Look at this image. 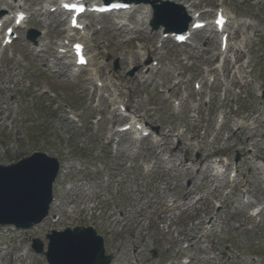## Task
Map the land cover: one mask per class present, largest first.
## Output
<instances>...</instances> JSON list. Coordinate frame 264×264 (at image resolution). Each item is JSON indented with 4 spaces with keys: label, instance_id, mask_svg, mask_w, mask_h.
I'll list each match as a JSON object with an SVG mask.
<instances>
[{
    "label": "rangeland",
    "instance_id": "1",
    "mask_svg": "<svg viewBox=\"0 0 264 264\" xmlns=\"http://www.w3.org/2000/svg\"><path fill=\"white\" fill-rule=\"evenodd\" d=\"M188 1L199 2L195 6L199 10L207 9L205 16L218 2ZM26 6L31 12L40 8L36 2ZM225 6L232 17L227 59L234 62L235 52L241 54L233 67L225 64L226 73L216 76L214 86L207 82V74L213 69L218 40L207 31L196 33L185 46L166 41L156 80L146 82V57L138 52L155 47L162 29L151 31L143 25L133 29L136 34L119 32L117 22L122 18L134 27L137 13L133 12L87 17L90 68L104 76L103 88H95V82L82 74L74 78L68 60L55 57V44L64 37L60 15H34L20 39L0 52L4 112L0 165L35 151L62 164L48 218L26 231L0 226V264H46L43 256L31 250L32 238L40 239L45 249V234L50 230L88 226L102 237L112 264H174L184 252L190 264H264V212L261 223L252 229L247 228L251 221L246 214L264 201V0H225ZM46 27L35 45L26 39L27 30L42 32ZM136 55L139 60L131 64ZM149 55L155 60L154 54ZM182 55L189 59L182 60ZM132 70L136 72L130 75ZM3 78H9L6 84H1ZM201 79V93L194 92L193 83ZM118 83L123 94L119 98L130 102L129 115L142 119L141 124L150 130L151 135L139 143L130 134L114 137L117 128L129 122L128 117L118 116L117 105L111 101ZM175 83L172 95L182 101L178 110L172 107V98L164 100L162 93ZM187 94L190 98L183 101L182 95ZM206 97L211 98L208 105L202 103ZM193 104H200L198 113L192 112ZM222 112L226 114L223 125L230 128L217 134L210 126ZM70 113L80 120H70ZM199 120V128L205 131L196 127ZM240 121L245 128L238 130ZM236 151L243 157L230 192L227 175L232 168L227 166L217 176L205 160L216 155L231 165ZM189 190L195 198L187 206L157 220L164 204L174 199L186 202ZM213 215L218 217L210 227ZM201 219L206 225L198 230ZM178 231L187 240L195 234L199 238L178 250L177 244L183 243L176 241Z\"/></svg>",
    "mask_w": 264,
    "mask_h": 264
},
{
    "label": "water",
    "instance_id": "2",
    "mask_svg": "<svg viewBox=\"0 0 264 264\" xmlns=\"http://www.w3.org/2000/svg\"><path fill=\"white\" fill-rule=\"evenodd\" d=\"M58 170V161L44 153L0 166V225L29 229L39 224L48 215ZM47 238L49 251L45 256L49 264L110 263L111 257L104 255L102 239L90 227L52 232ZM33 247L37 253L42 252L40 241L34 240Z\"/></svg>",
    "mask_w": 264,
    "mask_h": 264
},
{
    "label": "bare ground",
    "instance_id": "3",
    "mask_svg": "<svg viewBox=\"0 0 264 264\" xmlns=\"http://www.w3.org/2000/svg\"><path fill=\"white\" fill-rule=\"evenodd\" d=\"M24 1L25 0H0V6L2 7V9H6V10H11V9H13V8H15V9H18V10H22V7L24 6ZM183 6H184V8H185V11H186V13L191 17V12H190V8H193V5L194 4H192V3H189V2H187V0H184V2H182L181 3ZM50 6H54V5H52V4H50ZM131 9H134L136 12H140L139 13V15H140V17L138 18V21H136V25L138 26V27H142L143 25H145V24H147L148 23V21H149V19H150V15H151V12H150V7L148 6V5H138V6H133V7H131ZM17 10V11H18ZM16 11V12H17ZM195 14V13H194ZM6 17V16H5ZM5 17H3V18H5ZM2 18V19H3ZM190 25H192L191 23H190ZM123 27H125V26H123ZM88 26H86V30L84 31V33H83V35H81L80 33L79 34H75V32L74 31H72V30H70L69 29V27H68V29H66L65 30V34H66V36L64 37V39L62 40V45H60V46H58L57 47V49H67V47L66 46H64V41L65 40H73L72 42H75L76 40H74V37H79V39L81 40V41H86L87 40V38L89 37V36H87L88 35ZM127 29V27H125V30ZM212 30V29H211ZM121 32H123L122 30H120ZM210 31V30H209ZM213 31V30H212ZM211 31V32H212ZM214 32V31H213ZM90 48V45H87V48ZM240 52L238 51L237 53H236V55H237V58H239V56H240ZM65 56L70 60V62H72L71 63V65H72V67L73 68H75L76 70H78L79 68H76L75 67V65H74V63H73V61H71V56H70V53H69V51L68 50H66V53H65ZM216 57V55H214L213 56V58H215ZM74 60V59H73ZM136 61H138V57H134L133 59H131L130 60V63L131 64H135L136 63ZM146 71H147V75L149 76V77H151L152 76V74L155 72V69H152L151 67H148V66H146ZM87 80H92L93 78V75H92V73L90 72V71H88L87 70ZM2 76V74H1V72H0V77ZM3 82H1V84H6L7 83V81L9 80V78L7 79V80H5L4 78H3ZM99 81V80H98ZM232 82H234V81H232ZM231 82V83H232ZM235 84H238L239 85V83H235ZM120 85V84H119ZM121 86V85H120ZM240 86V85H239ZM122 87V86H121ZM119 90V92H120V89H118ZM130 99V98H129ZM129 102V100L127 101V103ZM130 103V102H129ZM120 105H122V104H120ZM123 106V105H122ZM3 109H2V106L0 105V124H1V122L4 120V117H3ZM136 124H140V123H136ZM238 124H240V122L238 123ZM244 126V125H243ZM239 128H240V126H238ZM198 128V127H197ZM230 128V126L229 125H222V126H220L219 128H218V130H217V132H219V131H226V130H228ZM222 129V130H221ZM199 130H205V128H200ZM144 131H146V130H144ZM197 137V135L196 136H194V138H196ZM177 140H178V138H176ZM200 148V147H199ZM207 160H208V162H209V164H212L213 165V167H212V170H214L215 171V168L216 167H220L219 165H220V163H223L224 164V159H220V160H217V159H215L214 157H210V156H207V158H206ZM213 159H215V160H213ZM208 164V163H207ZM215 165V166H214ZM210 166V165H209ZM223 167V166H222ZM234 182V181H233ZM195 194L191 191V190H189V191H187V193L185 194V200H186V202H181L182 200H179V199H177V201L176 200H174L173 202H172V205L171 206H169V205H167V204H164L163 206H162V209H161V212H160V214H158V217H157V220H164V219H167V216H168V214L171 212V211H173V210H177V209H180L181 207H185V206H187V202L188 201H192L195 197ZM198 200H200V199H198ZM198 200H196L195 201V203L198 201ZM219 203V206L221 207V204H222V202H218ZM260 204H263V203H260ZM259 212H260V208H258L257 209ZM249 217H252V216H249ZM111 218V217H110ZM214 218V217H213ZM215 218H216V216H215ZM205 223L206 222H204L202 219L201 220H199V223L198 224H200L201 226H202V228L201 229H198V230H202L203 228H204V226H205ZM170 226L169 225H167V227L166 228H169ZM184 233L182 232V231H178L177 233H176V241L178 242V240L180 239L183 243H187V242H193L194 240H196V239H198L199 237H198V235L197 234H195V235H192V237H190V238H188V240L186 239V238H184V235H183ZM179 237H181V238H179ZM177 247H178V250L179 249H181L182 247H181V245H180V243H178L177 244ZM186 257H187V259L189 258V255H186ZM181 264V263H180Z\"/></svg>",
    "mask_w": 264,
    "mask_h": 264
},
{
    "label": "snow or ice",
    "instance_id": "4",
    "mask_svg": "<svg viewBox=\"0 0 264 264\" xmlns=\"http://www.w3.org/2000/svg\"><path fill=\"white\" fill-rule=\"evenodd\" d=\"M65 7H70V6L65 5ZM72 7H75V6H72ZM76 11H83V8H76ZM73 24L75 25V20H73ZM9 31H11V30H9ZM77 49H79V45H77ZM81 62H83V61L81 60Z\"/></svg>",
    "mask_w": 264,
    "mask_h": 264
}]
</instances>
